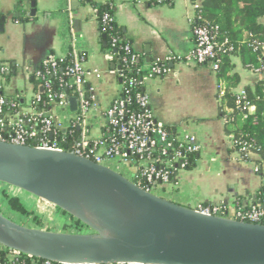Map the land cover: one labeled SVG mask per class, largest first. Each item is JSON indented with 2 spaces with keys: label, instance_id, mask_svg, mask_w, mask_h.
<instances>
[{
  "label": "crops",
  "instance_id": "1",
  "mask_svg": "<svg viewBox=\"0 0 264 264\" xmlns=\"http://www.w3.org/2000/svg\"><path fill=\"white\" fill-rule=\"evenodd\" d=\"M94 1L116 5V22L125 31L134 52L144 57L145 68L153 62L168 64L162 76L143 80L144 92L156 120L176 135L191 138L198 156L192 168L179 172L166 199L194 210L200 205L223 204L229 215L240 205L248 207L256 202V195L264 190V161L255 153L243 160L233 151L225 121L219 117L216 71L186 59L195 47L192 25L197 16L196 4L200 6L202 1L177 0L173 6L154 5L152 0ZM32 2L35 16L29 15ZM0 16L5 18L0 26V67L8 69L5 74L0 73L4 96L18 99L23 113L39 112L32 102L43 93V88L29 72L48 56L65 58L77 51L85 58L84 79L93 103L86 126L92 138L102 137L106 112L119 97L121 86L112 56L100 42L96 10L91 2L0 0ZM260 21L264 26V17ZM148 57L151 62H147ZM232 61L240 76L236 93L264 80V71L246 69L239 57ZM44 111L66 126L75 113L59 108ZM249 112L254 113L255 107ZM25 203L39 205L32 197ZM49 216L55 225L65 218L56 208L49 210Z\"/></svg>",
  "mask_w": 264,
  "mask_h": 264
},
{
  "label": "water",
  "instance_id": "2",
  "mask_svg": "<svg viewBox=\"0 0 264 264\" xmlns=\"http://www.w3.org/2000/svg\"><path fill=\"white\" fill-rule=\"evenodd\" d=\"M31 7L29 15L35 16L34 2ZM77 107L71 98L70 110ZM0 183L54 205L93 230L34 229L0 213V245L35 259L57 264H264V225L204 215L73 152L0 141Z\"/></svg>",
  "mask_w": 264,
  "mask_h": 264
},
{
  "label": "built area",
  "instance_id": "3",
  "mask_svg": "<svg viewBox=\"0 0 264 264\" xmlns=\"http://www.w3.org/2000/svg\"><path fill=\"white\" fill-rule=\"evenodd\" d=\"M163 1L158 0L159 3ZM196 8H199L198 3ZM197 19L196 16L192 25L195 47L186 56V59L200 66L210 65L214 71H217L220 63L218 54L231 52L233 48H225L224 44L219 45L211 29L208 26L199 25ZM107 21H110L109 15L104 18V22ZM114 42L116 43L117 39ZM124 50L128 54L127 57H124V64L128 67L134 65L138 61L137 53L130 45H127ZM70 54L73 59L65 73L68 80L56 78L58 81L57 91L53 90V82L48 78L57 76L59 64L54 59L46 58L43 61L45 66L49 65L45 71L36 68L29 72L47 92L46 101H43V97L38 95L32 102V106L42 104L45 107L42 111L23 113L20 105L16 102L17 99L12 101L11 109L7 110V98L0 88V141L44 150L73 152L77 156L122 174L148 193L165 198L170 186L176 182L179 172L187 169L189 155L197 151L196 145L191 138H183L171 133L156 120L146 93L137 94L133 100L129 91L124 89L122 92L125 83H120V95L106 112L105 133L100 138H92L86 129L88 127L86 126V116L93 103L90 89L84 79L83 63L85 58L83 54L74 50ZM7 71L8 69L4 65L0 67L1 74H5ZM121 71L117 72L119 78L123 77V71ZM148 71L147 77L152 78L162 76L166 73L167 68L164 63L153 62L148 67ZM259 72L262 71L259 70ZM68 87H74L77 92L78 107L77 111L70 115L66 126L55 117L46 115L44 110L59 108L69 112L70 97L66 92ZM121 93H124V96L128 98H122ZM239 95L245 98L246 93L243 91ZM132 105H134L133 108H131ZM246 105L249 110L252 108L249 102ZM75 127L82 129L81 136L78 140H74L69 149L65 148L57 136L59 134L72 136L71 128ZM196 211L204 215L264 225V200H257L248 207L240 206L232 215H229L223 204L200 205ZM41 229L51 231L48 224ZM8 250L0 245V251L7 252ZM9 251L7 255L10 262L20 256L17 251ZM30 259L31 264H57L32 257Z\"/></svg>",
  "mask_w": 264,
  "mask_h": 264
},
{
  "label": "trees",
  "instance_id": "4",
  "mask_svg": "<svg viewBox=\"0 0 264 264\" xmlns=\"http://www.w3.org/2000/svg\"><path fill=\"white\" fill-rule=\"evenodd\" d=\"M152 1L154 5L173 6L177 0H164L161 3L158 0ZM84 2H91L94 6L99 24V39L103 50L112 56L111 62L115 68L123 71V77L119 78V83H125L122 92L124 89L129 91L134 100L137 94L145 93L143 80L149 75V71L148 68H145L144 57L137 54L138 61L134 65L128 67L124 64V57L128 56L124 49L127 45L131 46V43L123 28L116 22V5L113 2L98 3L94 0H84ZM106 15L110 16V21L104 22ZM197 17V23L208 26L219 45L224 44L225 48H233L231 52L218 54L220 63L219 69L216 71L219 82V117L225 121L226 133L233 142V151L239 153L243 160H248V155L255 153L260 156L261 161H264V80L258 81L252 86H246L244 90L246 96L245 98L241 97L236 93V89L240 85V76L235 72V64L232 61L233 57H239L246 69L254 72L264 71V26L260 21L264 17V0H202L197 9ZM3 19L5 18L0 16V26L5 21ZM115 39H117L116 43L114 42ZM48 59H54L59 64L57 76L48 77L53 82V90L57 91L58 81L56 78L68 80L65 73L67 68L71 66L73 56L70 54L59 59L51 55L48 56ZM164 66L168 67V64L164 63ZM48 67L49 65L45 66L42 62L37 68L45 71ZM36 83L40 85L39 82ZM66 92L70 99L77 96L74 87H68ZM121 94L122 98H128L124 96V93ZM41 96L43 101H46L47 92L43 90ZM13 100L7 98V110L11 109ZM16 102L20 105L18 99ZM247 102L255 107L254 113L249 112ZM133 107L134 105L131 106V108ZM36 108L42 111L45 107L38 104ZM166 128L173 133L168 127ZM71 129L73 130L72 136L62 134L57 136L60 143L68 149L75 139L80 138L82 132V129H78V127ZM86 129L88 130V127ZM197 156L198 151L189 155L187 169L195 165ZM1 196L12 213L28 218L33 224L40 227L44 226L42 218L30 210L20 197L10 195L6 190H2ZM256 199L264 200V190L256 195ZM56 209L61 212L60 209ZM0 213H2L1 210ZM68 218L71 220V226L77 229L88 228L72 216L68 215ZM9 252V250L7 252L0 251V264H31L30 257L24 254H20L14 261L10 262L7 255Z\"/></svg>",
  "mask_w": 264,
  "mask_h": 264
},
{
  "label": "rangeland",
  "instance_id": "5",
  "mask_svg": "<svg viewBox=\"0 0 264 264\" xmlns=\"http://www.w3.org/2000/svg\"><path fill=\"white\" fill-rule=\"evenodd\" d=\"M2 190H6L10 195H13V196L14 195L17 196L20 194V196H21L20 198L22 199L23 202H26L27 198H31V197L35 198L36 202H38V204H39L38 206L33 207L30 203H26V204L31 210H33L36 213V215H38L39 217L42 218L44 225L48 224V226L51 228L50 229L51 231L60 232V233H74V234H78V233H80V234H85V233L89 234L90 233L91 234V233H93V230L91 231L88 228L77 229L75 227L70 226L71 220L68 218V215H65L64 220H59L58 225L53 224V221L48 219V217H50V216H49V210L46 209V206H48V204L46 202L28 194V193H24L22 190H18L16 188H13V187L8 186V185L0 184V210L2 211V213H4L5 216L16 221L18 224L27 226L29 228H34V229H40L43 227V226L40 227L36 224H33L32 221L29 220L28 218H25V217H22V216H19L17 214L12 213L9 210V208L7 207L6 201L1 196ZM166 195H167V192H166ZM166 195H165V198H166ZM25 196H27L26 199H25ZM53 208H56V207H53Z\"/></svg>",
  "mask_w": 264,
  "mask_h": 264
},
{
  "label": "bare ground",
  "instance_id": "6",
  "mask_svg": "<svg viewBox=\"0 0 264 264\" xmlns=\"http://www.w3.org/2000/svg\"><path fill=\"white\" fill-rule=\"evenodd\" d=\"M44 201V200H43ZM44 202H46V201H44ZM47 204H48V206H46V209H48V210H52V208L54 207V205H52V204H50V203H48V202H46Z\"/></svg>",
  "mask_w": 264,
  "mask_h": 264
}]
</instances>
